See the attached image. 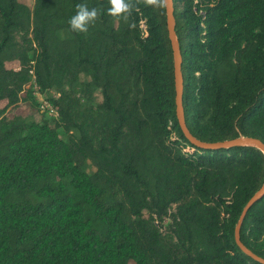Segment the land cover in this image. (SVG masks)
<instances>
[{
	"label": "trees",
	"instance_id": "obj_1",
	"mask_svg": "<svg viewBox=\"0 0 264 264\" xmlns=\"http://www.w3.org/2000/svg\"><path fill=\"white\" fill-rule=\"evenodd\" d=\"M172 3L189 133L264 144V0ZM77 4L99 13L86 33L69 27ZM108 8L0 0V264H260L234 233L263 153L192 145L164 3L127 20ZM31 76L58 94L45 97L56 120L39 112ZM239 238L264 260V197Z\"/></svg>",
	"mask_w": 264,
	"mask_h": 264
},
{
	"label": "water",
	"instance_id": "obj_2",
	"mask_svg": "<svg viewBox=\"0 0 264 264\" xmlns=\"http://www.w3.org/2000/svg\"><path fill=\"white\" fill-rule=\"evenodd\" d=\"M164 7L166 10V24L168 30V37L171 44L173 61H174V82H175V105H176V118L184 137L194 146L207 150H214L219 148H233V147H252L264 155V144L255 138H247V137H238L233 140L217 142V143H204L197 141L192 137L189 133L182 110V76H181V55L178 47V43L174 33V18H173V3L172 0H165ZM264 197V182L261 188L250 198V200L246 203L244 208L242 209L241 215L239 217L238 223L235 227V242L239 249L248 257L253 259L254 261L264 264V260L257 257L253 253H251L242 243L239 238V230L241 223L249 211V209L258 201H260Z\"/></svg>",
	"mask_w": 264,
	"mask_h": 264
},
{
	"label": "clouds",
	"instance_id": "obj_3",
	"mask_svg": "<svg viewBox=\"0 0 264 264\" xmlns=\"http://www.w3.org/2000/svg\"><path fill=\"white\" fill-rule=\"evenodd\" d=\"M143 2L146 6L159 7L165 0H108V15L117 20H125L131 15L134 7ZM99 16L96 8L89 9L86 4H77L76 13L69 19L70 30L76 33H86L89 25L93 24Z\"/></svg>",
	"mask_w": 264,
	"mask_h": 264
},
{
	"label": "rangeland",
	"instance_id": "obj_4",
	"mask_svg": "<svg viewBox=\"0 0 264 264\" xmlns=\"http://www.w3.org/2000/svg\"><path fill=\"white\" fill-rule=\"evenodd\" d=\"M20 2L23 3L24 5L30 7V8H31L32 5H33V0H20ZM32 77H33V76H31V82L34 80V78H32ZM47 96L57 98V97H58V94H57L56 92L52 91V92H49L48 95H47V94H40V93H37V94H36V97H35V96H34V97H35V101L39 104V105H38L39 112H40L41 114H43L44 117H45L46 119H48V120H52V119L47 115V113H46L44 110H42L41 107H40V102H41V101H42V102H47V103L50 105V102H48V101L45 99V97H47ZM93 100H94L95 103H98V102L100 101V97L96 94V95L94 96ZM17 113H20V114H23V115H27V114H28L27 109H25L24 107H20V108L17 110ZM62 135L65 136V135H67V134H66V133H62ZM90 170H91V169H90ZM169 225H170V220H169V219H165V220L163 221V224H162L161 232H162V234H163L166 238L170 236V234H169V230H170Z\"/></svg>",
	"mask_w": 264,
	"mask_h": 264
},
{
	"label": "built area",
	"instance_id": "obj_5",
	"mask_svg": "<svg viewBox=\"0 0 264 264\" xmlns=\"http://www.w3.org/2000/svg\"><path fill=\"white\" fill-rule=\"evenodd\" d=\"M32 78H34V76L32 77ZM32 83H33V89H34V96L36 97V94L37 93H39L37 90V87L35 86V84H34V80L32 81ZM40 107H41V109L42 110H44L46 113H47V115L52 119V120H56L57 118H58V113H57V110L54 108V107H52V105L50 104H48L47 102H40Z\"/></svg>",
	"mask_w": 264,
	"mask_h": 264
}]
</instances>
